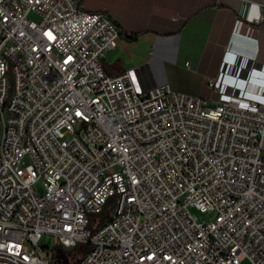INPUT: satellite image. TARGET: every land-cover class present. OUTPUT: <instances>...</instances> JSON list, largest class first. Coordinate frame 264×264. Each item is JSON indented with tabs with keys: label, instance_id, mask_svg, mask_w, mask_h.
Masks as SVG:
<instances>
[{
	"label": "built area",
	"instance_id": "2783aa9c",
	"mask_svg": "<svg viewBox=\"0 0 264 264\" xmlns=\"http://www.w3.org/2000/svg\"><path fill=\"white\" fill-rule=\"evenodd\" d=\"M119 38L79 0H0V264L81 243L74 264H264V78L210 80L211 108L148 64L107 72Z\"/></svg>",
	"mask_w": 264,
	"mask_h": 264
},
{
	"label": "crops",
	"instance_id": "0c3cea01",
	"mask_svg": "<svg viewBox=\"0 0 264 264\" xmlns=\"http://www.w3.org/2000/svg\"><path fill=\"white\" fill-rule=\"evenodd\" d=\"M259 1L82 0V6L103 10L129 35L139 34L135 41L118 39L103 60L107 72L148 64L159 84L216 104L228 98L210 80L242 93L264 78Z\"/></svg>",
	"mask_w": 264,
	"mask_h": 264
},
{
	"label": "trees",
	"instance_id": "16d2710c",
	"mask_svg": "<svg viewBox=\"0 0 264 264\" xmlns=\"http://www.w3.org/2000/svg\"><path fill=\"white\" fill-rule=\"evenodd\" d=\"M80 5H82V0H79ZM119 34L120 37L127 40V41H135L138 39L139 34L138 33H133L131 35H129L126 31H124L123 29H121L119 27ZM110 210V202H108V204L105 206V208L103 209V211H101L98 214H95L93 216L94 219H96L97 221H103L107 218L108 216V212ZM89 244H77L75 247H73L71 250H64L63 249V253L61 256V259L64 260V264H74L77 262V260L82 256V254L88 249ZM60 248V247H56ZM55 249V257L57 256V250Z\"/></svg>",
	"mask_w": 264,
	"mask_h": 264
},
{
	"label": "rangeland",
	"instance_id": "374dc122",
	"mask_svg": "<svg viewBox=\"0 0 264 264\" xmlns=\"http://www.w3.org/2000/svg\"><path fill=\"white\" fill-rule=\"evenodd\" d=\"M209 107L213 108L216 106L215 103H212V102H209ZM35 188L38 192L42 193L44 188H43V183L42 181H39L35 184ZM197 214L200 216V217H206V218H211L213 214H204V213H201L199 211H197ZM39 243L42 245V246H51L52 243H53V237L48 235V234H45L43 235V237L39 240ZM31 246V245H30ZM241 264H250V262L248 260H245L243 261Z\"/></svg>",
	"mask_w": 264,
	"mask_h": 264
},
{
	"label": "water",
	"instance_id": "95a60500",
	"mask_svg": "<svg viewBox=\"0 0 264 264\" xmlns=\"http://www.w3.org/2000/svg\"><path fill=\"white\" fill-rule=\"evenodd\" d=\"M56 250H57V256L56 257L60 260V258L62 256V253H63V249L62 248H57Z\"/></svg>",
	"mask_w": 264,
	"mask_h": 264
},
{
	"label": "clouds",
	"instance_id": "9594fccd",
	"mask_svg": "<svg viewBox=\"0 0 264 264\" xmlns=\"http://www.w3.org/2000/svg\"><path fill=\"white\" fill-rule=\"evenodd\" d=\"M259 85V84H258ZM258 85H255V86H258Z\"/></svg>",
	"mask_w": 264,
	"mask_h": 264
}]
</instances>
